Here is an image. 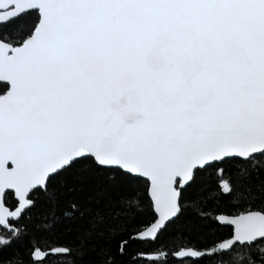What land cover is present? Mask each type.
Returning a JSON list of instances; mask_svg holds the SVG:
<instances>
[{
	"label": "snow or ice",
	"instance_id": "obj_1",
	"mask_svg": "<svg viewBox=\"0 0 264 264\" xmlns=\"http://www.w3.org/2000/svg\"><path fill=\"white\" fill-rule=\"evenodd\" d=\"M0 264H264V0H0Z\"/></svg>",
	"mask_w": 264,
	"mask_h": 264
},
{
	"label": "trees",
	"instance_id": "obj_2",
	"mask_svg": "<svg viewBox=\"0 0 264 264\" xmlns=\"http://www.w3.org/2000/svg\"><path fill=\"white\" fill-rule=\"evenodd\" d=\"M206 182L209 185H211V186L214 187L215 184H216V177H215V175H206ZM36 211L39 212L40 216H43V215L46 214L47 209L45 207V208L37 209ZM29 233L31 235L32 229H29ZM162 240H163V242H165L167 244V246L169 248L175 247L178 243H180V241L175 240L174 238L168 236L167 234H166V237L165 238H162ZM27 243H28V238L26 237L21 242V244L18 245V247H20V249H21V255H23L25 259H27V254H26V252H27V249H26ZM191 243L197 244V243H199V241L193 239L191 241ZM138 247L150 248V247H155V246L154 245H151V246L150 245H138Z\"/></svg>",
	"mask_w": 264,
	"mask_h": 264
}]
</instances>
